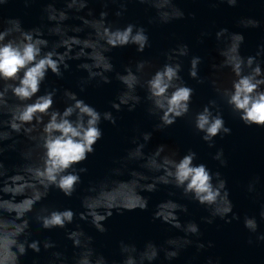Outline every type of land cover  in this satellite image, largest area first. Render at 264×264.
<instances>
[{
	"label": "clouds",
	"instance_id": "9594fccd",
	"mask_svg": "<svg viewBox=\"0 0 264 264\" xmlns=\"http://www.w3.org/2000/svg\"><path fill=\"white\" fill-rule=\"evenodd\" d=\"M10 2L0 0V264H22L29 251L38 254L33 264H38L41 253L45 254V264H171L190 246L197 254L211 248L212 241L205 244L200 239L203 233L195 220H181L188 205L171 198L155 206L152 219L182 235H169L162 242L148 239L142 244L121 239L116 256L98 250L94 236L81 223L107 233L106 221L114 212L148 210L150 197L145 193L161 187L168 190L169 197L176 196L178 190L182 199L203 206L208 213L200 218L203 223L212 224L217 218L226 224L239 221L227 179L220 170L198 162L193 149L181 155L177 148L159 144L146 151L153 133L137 128L125 154L113 158L107 173L90 180L83 189L81 174L88 168L82 165L103 138L101 123L116 125L119 117L114 113L125 109L133 112L138 105H144L147 115L158 121L154 131H163L187 117L209 148L216 147L217 136L223 139L231 134L217 99L193 110L195 89L182 75L184 58L189 56L187 73L191 79L199 84L210 80L219 99L244 125L264 127V42L257 45L254 54L244 55V34L220 27L214 33L219 60L213 57L218 62L211 63L208 77L200 76L204 58L192 55L189 44L182 41L162 53L163 63L141 57L123 65L121 71L109 55L112 49L134 45L138 53H144L152 46L144 25L121 23L133 0H46L42 20L47 23L30 28H25L20 18L4 15ZM31 2L24 0L26 6ZM135 2L146 5V11L154 10L148 24L167 25L185 18L177 0ZM207 2L235 8L242 0ZM94 3L102 5L98 14L90 7ZM109 5H117L114 12L110 13ZM189 15L195 18L194 13ZM237 25L258 28L261 20L243 16ZM212 36L210 30H203L198 40L204 43L205 37ZM72 61L78 62L77 70L86 73L77 80L79 93L89 86L110 84L113 79L119 82L116 97L110 101L111 110L99 111L78 92L46 84L49 72L63 79ZM58 94L64 103L62 110L57 107ZM7 152L18 153L21 162L6 164ZM212 159L220 167L228 165L222 147ZM125 176L127 179H121ZM259 183L260 177L254 176L247 183V192L257 193ZM53 190L68 198L78 195L82 210L44 203ZM259 216L264 220V205ZM243 225L255 234V242H264L255 215L245 214ZM55 229L63 230L71 242V254L67 244L40 238L42 230ZM253 243L249 237L248 244ZM204 264H220L219 258L208 256Z\"/></svg>",
	"mask_w": 264,
	"mask_h": 264
},
{
	"label": "water",
	"instance_id": "95a60500",
	"mask_svg": "<svg viewBox=\"0 0 264 264\" xmlns=\"http://www.w3.org/2000/svg\"><path fill=\"white\" fill-rule=\"evenodd\" d=\"M45 2L46 0H32L26 6L24 0H11L4 8V15L20 18L25 28L38 26L41 23H47L46 20H42ZM177 4L184 10L185 18L167 25L148 24V17L154 15L155 12L154 10L146 11V5L139 4L135 0L127 5L128 10L121 23L135 22L144 25L148 29L152 46L146 49L144 53H138L134 45L112 49L109 55L112 57V62L117 70L122 71L123 65L141 57L163 63L162 53L175 46L178 41H182L189 44L192 55H200L204 58V62L200 66V76L208 77L212 72L211 63L218 62L213 61V57L219 60L215 51L214 33L220 27H227L231 31L244 34L245 42L241 48L244 55L254 54L257 45L264 42V0H242L235 8L220 3L213 6L207 0H177ZM57 6L62 5L58 4ZM90 7L94 8L98 14L102 5L94 3ZM116 7L117 5H109L110 13L114 12ZM190 13L195 14L194 19L189 15ZM243 16H251L261 20V26L248 29L240 28L237 25V20ZM110 18L115 17L110 16ZM203 30H210L213 36L205 37L204 43H200L198 37ZM189 60L190 56L184 58L185 70L182 75L186 83L195 89L191 105L193 110H200L210 99H217L221 105L226 126L232 129L231 134L224 136L223 139L217 136L215 138L216 147L209 148L207 143L201 139L202 133H197L194 130L187 117L178 119L175 124L163 131H154L153 125L158 121L147 115L144 105H138L133 112H128L125 109L120 113H114L119 117L116 125L107 121L101 123L103 138L95 145V153L90 154L82 165L88 168V172L81 174L83 183L80 187L81 189L86 188L90 180L103 177L112 166L113 158L124 155L126 149L132 146L130 138L137 134L135 129L139 128L140 131L153 133L146 151L155 149L159 144H166L177 148L183 155L191 148L197 152L198 162L205 163L213 171L220 170L228 181L234 211L240 214L241 219L239 221L234 220L230 224L224 223L219 218L212 224L203 223L200 218L208 215L203 206L182 199L178 190L176 196L169 197L168 190L161 187L157 192L145 193L150 197L148 210L125 211L123 214L114 212L106 221L107 233H98L84 222H81L82 226L94 236V245L98 250L108 256H116L118 252L117 242L121 239L135 240L142 244L148 239L162 242L169 235H182L175 229L169 231L167 225L152 219V214L158 203L169 198L176 199L188 205V213H182L181 220H195L203 233L200 239L205 244L212 241L213 246L198 254L195 247L190 246L171 264H204L208 256L219 258L220 264H264V242H255V234L249 233L243 225L245 214L255 215L260 225L258 231L264 232V220H261L259 216L261 205H264V127L244 125L219 99L210 80H205L203 84H199L196 80L191 79L187 73ZM70 63L71 70L65 72L63 79H59L49 72L46 84L50 87L68 88L78 92L86 103L96 107L99 111L111 110L110 101L116 97L120 88L119 82L113 79L110 84H104L99 88L89 86L84 93H79L77 80L86 73L76 69L77 61ZM43 91L44 86L41 88V92ZM140 94L143 95L144 93L141 91ZM57 107L61 110L64 107L60 94L57 96ZM221 147L224 149L225 157L228 160L227 167H220L219 162L212 159V154ZM5 156V163L8 165L21 162L16 152H7ZM257 175L260 177L257 193L250 194L247 192V183ZM121 179H127V177H121ZM44 203L55 204L61 208H72L77 211L82 210L78 195L74 194L73 197L68 198L58 190L50 192ZM44 237H51L61 244H67L68 252L71 254V242L65 239L63 230H42L40 238ZM249 237L254 241L251 245L248 244ZM37 255L29 251L28 255L22 258V264H33ZM44 256V253L39 254L38 264H45ZM193 257L196 258L193 259Z\"/></svg>",
	"mask_w": 264,
	"mask_h": 264
}]
</instances>
